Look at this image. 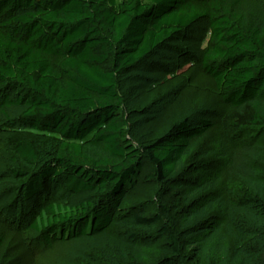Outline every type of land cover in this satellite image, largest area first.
Wrapping results in <instances>:
<instances>
[{"label":"trees","instance_id":"1","mask_svg":"<svg viewBox=\"0 0 264 264\" xmlns=\"http://www.w3.org/2000/svg\"><path fill=\"white\" fill-rule=\"evenodd\" d=\"M203 23L200 37L189 38ZM180 39H196L197 51L175 45ZM173 49L184 59L179 67L159 58ZM185 65L213 81L226 107L220 146L208 156L224 159L244 186L236 200L225 196L219 173L188 185L181 177L193 140L214 121L180 120L142 145L128 138L124 77ZM0 116V141L11 133L12 159L34 167L13 169L24 179L19 222L29 219L43 242L107 231L148 167L158 184L188 188L182 223L167 205L152 215L134 207L131 238L159 225L168 237L172 254L158 264H264V176L254 166L262 146L248 137L264 130V0H0ZM63 188H98L104 198L71 205ZM234 216L258 232L240 235ZM135 251L121 248L107 264H146Z\"/></svg>","mask_w":264,"mask_h":264},{"label":"rangeland","instance_id":"2","mask_svg":"<svg viewBox=\"0 0 264 264\" xmlns=\"http://www.w3.org/2000/svg\"><path fill=\"white\" fill-rule=\"evenodd\" d=\"M206 26V23L201 24L188 37L199 38ZM195 40L180 39L175 45L190 48L195 52L198 49V41ZM159 58L161 61L170 62L171 66L179 67L184 62L174 49L162 51ZM196 67L189 69L188 65H185L179 71L172 68L157 72L138 70L124 77L122 92L127 103V135L130 140L142 145L161 136L168 127L180 120L187 119L192 124H196L200 119L214 121L217 125L215 128L193 140V150L186 159L181 177L188 185L210 174L219 173L225 196L236 200L244 186L234 173L226 169L224 159L217 154L208 156V153L220 146L221 120L226 107L221 102L213 81ZM168 70L173 71L175 76L167 73ZM20 112L21 110L13 109L11 115L15 117ZM2 117L0 116V120ZM18 135L24 136L25 132L15 133L14 137ZM10 136L11 133H5L0 141V236L5 239V245L0 250V264H107L113 256L119 258L117 253L121 248H126L134 254L135 250L140 249L146 264H158L165 256L172 254L168 237L159 235L160 225L142 235L140 240L131 238L135 232L132 227L135 206L147 215H152L159 212L163 205H167L170 215L179 223H182L184 215V192L188 188H180L172 181L165 186L158 184L148 177V167L142 169L135 183L129 186V194L115 215V223L107 231L70 241H56L54 244L43 242L40 234L26 224L29 219L19 222L18 215L24 202L20 197V186L24 179L15 176L13 169L26 172L34 167L12 159ZM248 137L255 138V143L262 146L261 158L254 162V166L259 175L264 176V130L259 135ZM61 191L60 195L65 193L62 196L66 195L64 198L71 205H79L87 200L98 204L104 198L98 188L78 194L68 193L65 188ZM58 195L56 193V196ZM13 216L15 220H12ZM233 219L235 230L240 235L243 236L249 229L256 231L249 220L239 216H234ZM262 242L264 248V239ZM183 251L186 252L185 249ZM175 261L179 263L178 259ZM189 263L213 264L215 261L207 262L200 258L191 259Z\"/></svg>","mask_w":264,"mask_h":264}]
</instances>
